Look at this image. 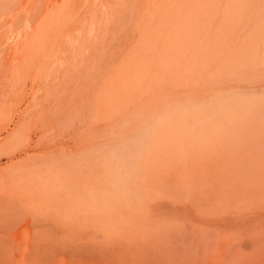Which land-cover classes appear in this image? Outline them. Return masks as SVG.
Wrapping results in <instances>:
<instances>
[{"label": "rangeland", "instance_id": "obj_1", "mask_svg": "<svg viewBox=\"0 0 264 264\" xmlns=\"http://www.w3.org/2000/svg\"><path fill=\"white\" fill-rule=\"evenodd\" d=\"M0 250L264 264V0H0Z\"/></svg>", "mask_w": 264, "mask_h": 264}, {"label": "bare ground", "instance_id": "obj_2", "mask_svg": "<svg viewBox=\"0 0 264 264\" xmlns=\"http://www.w3.org/2000/svg\"><path fill=\"white\" fill-rule=\"evenodd\" d=\"M56 22V21H55ZM102 24H103V22H102ZM46 33V32H45ZM40 34V33H39ZM29 35V34H28ZM31 36V35H30ZM55 36V35H54ZM39 37V36H38ZM31 39V38H30ZM100 40V39H99ZM37 41H39V40H37L36 39V42ZM45 48V47H44ZM29 57V56H28ZM33 65V64H32ZM25 66V65H24ZM39 66V65H38ZM4 88V87H3ZM5 93H7V92H5ZM4 97V96H3ZM10 106V105H9ZM56 107V106H55ZM53 114V113H52ZM72 119V118H71ZM10 123V122H9ZM60 125V124H59ZM64 126V125H63ZM28 128V127H27ZM60 128H61V126H60ZM62 129V128H61ZM28 130V129H27ZM29 131V130H28ZM61 133V132H60ZM150 136V135H149ZM148 136V138H150ZM10 138V137H9ZM11 138H12V136H11ZM43 138V137H42ZM3 140V139H2ZM118 152H116V160H117V170H118V175L120 176V174H121V176H120V178H126L127 177V173L129 172V171H131L132 169H135V166H136V162H135V157L133 156V151H131V149H130V146L127 144V143H125V142H123L121 145H119L118 147ZM219 149V148H218ZM138 164H140V163H138ZM139 168V167H138ZM137 167H136V169H138ZM135 171V170H134ZM38 173L36 174V176L33 178V180H32V183H33V185H34V187H35V189H37V190H41V191H45V192H47L46 190H48V191H51V192H55V185L53 184V182H54V178L49 174V173H44V172H42V173H40L39 171H37ZM126 172V173H125ZM124 173V174H123ZM214 173V172H213ZM132 177H133V175H132ZM124 179H122V180H124ZM119 181V180H118ZM117 184V183H116ZM115 184V185H116ZM125 184H127L126 182L124 183V185ZM21 189H25L26 188V185L25 186H21L20 187ZM40 192V191H39ZM133 193H134V191H133ZM116 196V195H115ZM114 196V197H115ZM117 198V197H116ZM62 201H64V200H62ZM109 201V200H108ZM99 203H100V201H99ZM109 204V203H108ZM100 205V204H99ZM112 206V205H111ZM111 208V207H110ZM115 208V207H114ZM136 214V213H135ZM68 218H70V219H72L73 218V216L75 217V215H66ZM131 216V215H130ZM113 217V216H112ZM128 220V219H127ZM103 222V221H102ZM121 223V222H120ZM119 223V224H120ZM118 226V225H117ZM118 228V227H117ZM137 229V228H136ZM139 229V228H138ZM262 230V229H261ZM260 230V231H261ZM22 231H23V229H22ZM25 231L26 230H24L23 232L25 233ZM212 231V230H211ZM23 232H22V234H23ZM21 234V233H20ZM49 236H51L48 232H40L39 234H38V236H37V239H41V240H48V239H50L49 238ZM67 236L68 237H66V238H69V239H67V240H70L71 238H73V236L72 235H70V234H67ZM122 237V236H121ZM24 238H26L27 239V237H25L24 236ZM57 239V238H56ZM26 241L27 240H25V244H23V246H25L27 243H26ZM26 247V246H25ZM20 250H22V249H19V251ZM27 251L26 249H23L22 251H20L21 252V255H23L22 253H24L25 251ZM11 251V250H10ZM24 251V252H23ZM0 252H1V250H0ZM218 252V251H217ZM230 253V252H229ZM235 253V252H234ZM18 256V255H17ZM135 257V254L134 253H130V257ZM200 256V255H199ZM13 257H14V255H13ZM12 257V258H13ZM228 257V256H227ZM15 259H18V258H15ZM19 262H20V264H26V263H28L29 262V260L30 261H32L34 264H36L37 262H40L41 261V259H40V257L36 254V253H33L32 255H31V257H30V259L28 260V259H26V258H22L21 256L19 257ZM63 260V259H62ZM18 261V260H17ZM17 261H15V263L17 262ZM61 261V260H60ZM63 263H64V261H62ZM124 262V261H123ZM62 263V264H63ZM17 264H18V262H17Z\"/></svg>", "mask_w": 264, "mask_h": 264}]
</instances>
